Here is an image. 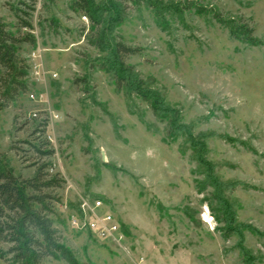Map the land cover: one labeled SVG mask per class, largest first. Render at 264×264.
<instances>
[{
	"label": "rangeland",
	"instance_id": "rangeland-1",
	"mask_svg": "<svg viewBox=\"0 0 264 264\" xmlns=\"http://www.w3.org/2000/svg\"><path fill=\"white\" fill-rule=\"evenodd\" d=\"M74 1L0 0L7 30L35 39L18 51L26 89L0 110V151L20 180L46 163L64 181L50 192L62 244L78 264H264V0H89L124 12L104 36L138 49L124 62L175 112L184 130L174 139L133 86L117 89L98 68L112 54L89 44L95 29ZM45 140L53 155L39 159L33 145ZM96 200L121 240L73 227Z\"/></svg>",
	"mask_w": 264,
	"mask_h": 264
},
{
	"label": "trees",
	"instance_id": "trees-1",
	"mask_svg": "<svg viewBox=\"0 0 264 264\" xmlns=\"http://www.w3.org/2000/svg\"><path fill=\"white\" fill-rule=\"evenodd\" d=\"M126 1L135 4L142 2L141 0ZM73 9L83 12L95 29L89 36V44L100 51H109L112 54L113 62L110 64L102 62L98 68L111 75L117 89L125 85L133 86L137 91L136 94L149 104L152 115L166 124V136L172 139L178 136L184 128L178 123L177 117L172 115L175 112L170 111L159 98H154L153 94L151 95L153 99H150L148 95L141 92L142 82L134 74L133 67L127 66L124 62L126 57L136 54L138 49L126 46L119 41L107 40L104 36L103 29L112 31L123 21L124 12L109 16L106 8L92 7L89 0H75ZM219 22L223 23L221 20ZM19 23L23 29H32L27 21L19 20ZM225 27L229 29L232 38L242 39L248 45L256 43L251 36V30L247 29L244 32L243 29L239 30L235 26L230 28L229 25H225ZM23 43L34 45L35 39L32 34L27 32L23 36H16L7 30V26L0 19V86H2L3 100L0 102V110L11 103L18 93L26 89L23 81L27 74L26 67L21 64L22 60L18 57V51ZM125 77L129 79L126 80ZM128 81H132V84L130 85ZM46 125L47 121L44 120L37 126L34 133L43 134ZM186 135L189 137V134ZM43 145H48V142L45 140L39 145H33L39 159L53 155V150L47 146L44 148ZM47 167L48 164L42 163L37 166L33 178L20 180L14 175L5 155L0 151V258L10 256L9 260L13 264H41L44 258L62 260L67 264H78L73 253L62 244L50 217L53 214L52 201L58 202L50 192L61 188L64 181L57 175H50L46 171ZM223 220L225 221L224 216ZM232 233H234L233 230H228L225 238ZM2 245H7V250L3 251ZM241 249L245 252L242 246Z\"/></svg>",
	"mask_w": 264,
	"mask_h": 264
},
{
	"label": "built area",
	"instance_id": "built-area-1",
	"mask_svg": "<svg viewBox=\"0 0 264 264\" xmlns=\"http://www.w3.org/2000/svg\"><path fill=\"white\" fill-rule=\"evenodd\" d=\"M102 206L99 200L90 204L82 203L80 212L72 219L73 227L78 231H87L97 240H121L122 233L118 221L111 213H99Z\"/></svg>",
	"mask_w": 264,
	"mask_h": 264
}]
</instances>
